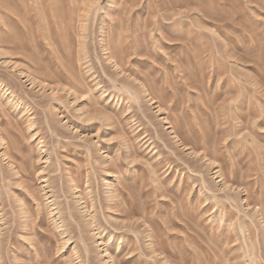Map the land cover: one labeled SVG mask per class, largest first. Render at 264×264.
<instances>
[{
  "label": "rangeland",
  "instance_id": "rangeland-1",
  "mask_svg": "<svg viewBox=\"0 0 264 264\" xmlns=\"http://www.w3.org/2000/svg\"><path fill=\"white\" fill-rule=\"evenodd\" d=\"M0 264H264V0H0Z\"/></svg>",
  "mask_w": 264,
  "mask_h": 264
}]
</instances>
